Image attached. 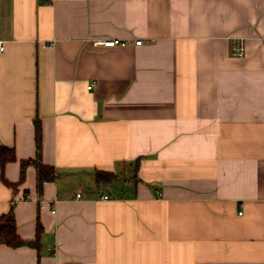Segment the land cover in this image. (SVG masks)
<instances>
[{"label":"crops","instance_id":"crops-1","mask_svg":"<svg viewBox=\"0 0 264 264\" xmlns=\"http://www.w3.org/2000/svg\"><path fill=\"white\" fill-rule=\"evenodd\" d=\"M0 43V264H264V0H0Z\"/></svg>","mask_w":264,"mask_h":264},{"label":"trees","instance_id":"trees-1","mask_svg":"<svg viewBox=\"0 0 264 264\" xmlns=\"http://www.w3.org/2000/svg\"><path fill=\"white\" fill-rule=\"evenodd\" d=\"M35 146H36V158L34 160H26L21 162L20 177H23L24 169L26 166L32 164L37 170V190L41 192L42 183L45 180H52L55 173L51 167L45 166L41 162V149H42V135L40 121H35ZM6 153V154H5ZM15 160L14 152L12 149H5L0 147V171L1 180L5 184H9L3 176V166L8 161ZM138 164V160L136 162ZM114 179V174L105 171H96V181L98 183H110ZM41 231L40 223L37 221L36 238L32 241L23 240L16 233V225L13 216V205L10 206L9 211L6 214L0 216V244L16 248L20 246H30L37 248L39 241V233Z\"/></svg>","mask_w":264,"mask_h":264},{"label":"built area","instance_id":"built-area-1","mask_svg":"<svg viewBox=\"0 0 264 264\" xmlns=\"http://www.w3.org/2000/svg\"><path fill=\"white\" fill-rule=\"evenodd\" d=\"M96 43L99 44V45H102L104 47H113V46H116V45H125L126 44L125 41H123L122 39H119V38H109V39L97 41ZM141 43H142V40L141 39H138V40H136L134 42L135 45H140ZM1 50H2V45L0 43V51ZM235 52L237 54H241L242 48L241 47H237L235 49ZM76 195L77 196H80V192H77ZM104 198H106V196H104ZM52 212H54V210H52Z\"/></svg>","mask_w":264,"mask_h":264}]
</instances>
